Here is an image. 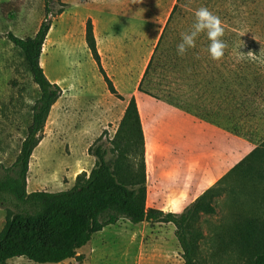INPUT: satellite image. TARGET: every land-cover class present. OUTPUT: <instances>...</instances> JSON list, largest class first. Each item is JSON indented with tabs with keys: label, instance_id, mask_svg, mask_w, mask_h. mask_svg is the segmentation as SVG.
I'll list each match as a JSON object with an SVG mask.
<instances>
[{
	"label": "rangeland",
	"instance_id": "1",
	"mask_svg": "<svg viewBox=\"0 0 264 264\" xmlns=\"http://www.w3.org/2000/svg\"><path fill=\"white\" fill-rule=\"evenodd\" d=\"M62 1L68 6L62 7L57 0H50L48 18L52 26L44 44L41 65L47 77L58 83L63 92L51 109L43 139L30 161L28 175L31 184L38 185L35 191L69 190L79 174H90L95 158L89 154V147L103 132H106L105 138L112 139L121 121L125 97L109 91L87 43L88 22H94L93 17L97 20L92 24L103 70L107 74L103 65L109 69L118 66L116 74L107 76L112 78L119 95L129 96L139 91L145 69L177 3V0H154L155 10L152 11L146 8L152 6L147 5L152 0H143V3L124 0L123 7L117 10L113 8L115 0H106L104 9L99 10L87 0ZM186 1L183 6L190 8L189 12L207 7L220 18L224 28L221 39L226 44L220 60L212 59L208 49L202 47L203 63L207 67L195 79L198 85L196 109L202 113L211 110L216 124L232 129L228 131L237 138L247 139L249 155L264 141V62H261L264 56L256 61L247 58L248 51L259 55L264 47V0ZM46 3L47 0H0V174L16 161L32 121L33 107L41 95L22 50L7 35L35 36L47 17ZM61 9L63 12L58 15ZM186 19L195 21L193 16ZM186 19L174 22L176 30L170 49H177L182 34L186 33L184 25L189 24ZM126 69L132 73L127 74ZM211 74L222 84L212 95L208 86ZM164 78L158 75L154 81L163 82L166 91L177 88L175 84H165ZM100 104L116 111L113 120H104ZM218 190L221 195L215 199L216 213L203 216L200 223L206 236L202 242L205 254L211 250L209 237L214 233H229L240 220L264 217V179L234 174L219 185ZM6 215L7 209L0 205V232ZM79 254L82 260L73 258L63 263H36L17 257L7 264H184L173 225L132 224L126 219L95 233ZM235 259L220 255L210 261L236 264Z\"/></svg>",
	"mask_w": 264,
	"mask_h": 264
},
{
	"label": "trees",
	"instance_id": "2",
	"mask_svg": "<svg viewBox=\"0 0 264 264\" xmlns=\"http://www.w3.org/2000/svg\"><path fill=\"white\" fill-rule=\"evenodd\" d=\"M57 1L62 7L68 6L62 0ZM183 3L187 1L177 0L173 7L145 69L139 91L215 123L211 110L199 112L194 104L198 102L195 79L207 67L203 63L205 55L202 49H208L210 44L206 33H201L196 39V47L188 49L183 56L178 54L177 49H170V40L176 30L174 22L188 16L195 17ZM46 11L47 17L35 36L21 38L13 33L7 35L22 50L41 95L33 107L32 121L16 161L0 174V205L7 209L6 223L0 232V264H7L17 257L36 263H62L73 258L82 260L79 250L89 243L93 235L123 219L132 224L172 223L184 264H212L210 260L220 255L235 257L236 264H264V217L240 220L229 233L221 231L211 235L209 254H205L202 247L206 236L200 226L203 216L216 213L215 199L221 195L218 186L230 176L238 174V177L264 179V141L183 212L148 208L145 136L135 97L129 101L114 137L105 138L106 132H103L90 146L89 154L95 158L90 174H79L69 190L28 192L33 152L42 141L51 109L63 92L58 83L47 77L41 65L44 44L52 26L48 18L50 0H47ZM62 12V9L59 10L58 15ZM186 21L189 24L184 28L190 32L195 21ZM86 34L88 46L100 65L109 91L122 97L101 66L91 21L87 24ZM158 75L165 77V84H175L177 88L166 91L163 82L155 83V76ZM211 75L208 80L210 95L222 85L218 78ZM222 81L225 82L224 79ZM243 166L246 167L239 170Z\"/></svg>",
	"mask_w": 264,
	"mask_h": 264
},
{
	"label": "crops",
	"instance_id": "3",
	"mask_svg": "<svg viewBox=\"0 0 264 264\" xmlns=\"http://www.w3.org/2000/svg\"><path fill=\"white\" fill-rule=\"evenodd\" d=\"M105 1L87 0L98 10L104 9ZM123 2L115 0L113 8H122ZM149 3L152 6L146 8L154 11V0L147 5ZM93 19L92 22L96 24L97 20L95 17ZM103 67L109 76L116 74L119 69L115 65L110 66V69L105 65ZM126 72L132 73L128 69ZM115 85L117 87V82ZM122 97H125V105L120 113L121 119L131 98H136L139 107L145 136L148 208L183 212L249 153L250 142L247 139L237 138L216 123L139 91ZM100 105L103 106L99 107L104 112V120H113L116 111L106 104ZM37 187L31 184L28 175V192L35 191Z\"/></svg>",
	"mask_w": 264,
	"mask_h": 264
},
{
	"label": "clouds",
	"instance_id": "4",
	"mask_svg": "<svg viewBox=\"0 0 264 264\" xmlns=\"http://www.w3.org/2000/svg\"><path fill=\"white\" fill-rule=\"evenodd\" d=\"M133 3H143V0H133ZM195 22L190 32L182 34L181 42L177 45V52L183 56L188 49L196 47V39L201 33H206L210 41L208 51L214 60H220L224 56L226 44L221 39L224 35L222 21L214 15L207 7H200L194 12ZM264 56V47L259 55L253 51L247 52V58L253 61L260 60ZM243 58V57H241ZM264 62V60H261Z\"/></svg>",
	"mask_w": 264,
	"mask_h": 264
}]
</instances>
